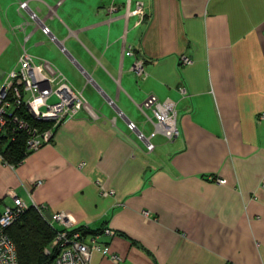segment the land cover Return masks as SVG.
Masks as SVG:
<instances>
[{"label": "crops", "instance_id": "obj_1", "mask_svg": "<svg viewBox=\"0 0 264 264\" xmlns=\"http://www.w3.org/2000/svg\"><path fill=\"white\" fill-rule=\"evenodd\" d=\"M23 51L86 93L98 119L81 111L21 162H0V212L12 191L48 220L108 228L117 264H264V0H0V88ZM150 94L175 103L179 135L146 137L148 152L125 112Z\"/></svg>", "mask_w": 264, "mask_h": 264}, {"label": "built area", "instance_id": "obj_2", "mask_svg": "<svg viewBox=\"0 0 264 264\" xmlns=\"http://www.w3.org/2000/svg\"><path fill=\"white\" fill-rule=\"evenodd\" d=\"M128 6L129 1H127L126 15L143 16L142 3L137 2L132 11ZM25 7L26 3L20 4V8ZM31 18L35 19L34 15H31ZM41 29L45 35H50L45 26L42 25ZM50 38L53 40L52 36ZM180 61L182 64L192 63V60L186 56H181ZM131 71L137 79L147 77L142 60H136ZM181 92L184 93V89H181ZM137 108L153 126V135L159 134L168 142L178 137L174 102L160 101L150 94L137 105ZM147 110L151 116L146 113ZM81 111L92 120L98 119L97 113L90 107L82 92L74 89L57 68L45 60L36 62L23 51L18 67L8 73L0 88V162L3 163L1 146L5 135L9 137V141H14L16 135L23 133L25 153H32L50 143L55 131L66 121L76 118ZM25 115L33 121L48 123L49 126L45 129L32 126ZM258 120H264V113L258 116ZM127 127L136 132L134 123L127 122ZM137 137L144 141L148 152L153 150L154 145L150 142V138H146L142 133ZM82 165L83 163L79 164V167ZM216 183L221 185L224 181L216 179ZM112 193L113 191H109L102 195ZM8 197L12 199V205L5 206L0 212V264H18L16 247L6 231L30 208L35 209L55 230L51 244L44 250L48 255L55 254L53 264H90L94 253L108 256L115 264L120 262V258L111 253L108 245L101 240L103 236L113 237L114 231L104 228L100 234L86 235L77 228H72L63 212L56 213L51 220H48L45 218L43 206L33 201L28 202L12 191L8 192ZM143 214L149 215L148 212ZM54 222H57L61 228H55Z\"/></svg>", "mask_w": 264, "mask_h": 264}, {"label": "trees", "instance_id": "obj_3", "mask_svg": "<svg viewBox=\"0 0 264 264\" xmlns=\"http://www.w3.org/2000/svg\"><path fill=\"white\" fill-rule=\"evenodd\" d=\"M32 126L45 129L49 125L45 122H36L25 115ZM11 136V134H9ZM1 155L3 163L15 165L21 162L29 153H25V135L19 133L14 141H9V137H3ZM83 234L96 235L85 228H77ZM103 230V229H102ZM13 241L18 264H53L55 254H46L45 248L51 244L55 230L49 226L46 220L33 208L25 211L6 231Z\"/></svg>", "mask_w": 264, "mask_h": 264}, {"label": "rangeland", "instance_id": "obj_4", "mask_svg": "<svg viewBox=\"0 0 264 264\" xmlns=\"http://www.w3.org/2000/svg\"><path fill=\"white\" fill-rule=\"evenodd\" d=\"M84 96L88 97L86 93ZM87 102L91 106V108L94 109V107L92 106V103H90L89 101ZM129 108L130 109H127L125 112L127 115L126 114L125 115L136 123V125L140 128L141 132L144 134L145 137H149L150 135H152L154 131L153 126L149 122H147V119L145 118V116L133 106H130ZM114 113H115V117H117L119 120H123L121 115L117 114L116 111H114ZM146 113L150 114L149 110H147ZM159 137H160L159 134L153 135L152 142L155 143ZM138 140L142 142V140L140 139Z\"/></svg>", "mask_w": 264, "mask_h": 264}, {"label": "water", "instance_id": "obj_5", "mask_svg": "<svg viewBox=\"0 0 264 264\" xmlns=\"http://www.w3.org/2000/svg\"><path fill=\"white\" fill-rule=\"evenodd\" d=\"M127 122H129V121L127 120ZM136 134L138 135V134H140V132L139 131H136Z\"/></svg>", "mask_w": 264, "mask_h": 264}]
</instances>
